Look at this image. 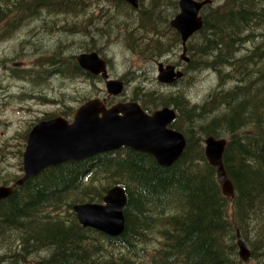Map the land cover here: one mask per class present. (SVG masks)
Wrapping results in <instances>:
<instances>
[{"label": "trees", "instance_id": "16d2710c", "mask_svg": "<svg viewBox=\"0 0 264 264\" xmlns=\"http://www.w3.org/2000/svg\"><path fill=\"white\" fill-rule=\"evenodd\" d=\"M78 1L0 0V40L44 10L76 12ZM113 1L124 14L111 15L108 26L129 41L138 23L156 33V24L168 23L179 9V0H140L139 8ZM215 2L203 8L204 25L191 37L199 42L190 46L188 68L212 70L218 87L202 103H192L183 89L164 95L139 87L134 97L149 112L162 105L176 109L172 126L187 140L180 159L165 166L124 146L47 167L0 200V264H144V256L146 264H264V0ZM119 18L132 21L124 35L115 30ZM63 27L74 32V26ZM174 34L173 41L181 40ZM148 46L137 38L129 45ZM166 49L161 44L156 54ZM59 55L48 59L58 74L96 77L80 66L77 55ZM21 74L30 71L16 72ZM208 136L227 139L223 161L234 184L232 196L223 192L205 154ZM116 185L127 196L124 231L111 236L83 226L74 206L103 203ZM238 233L250 249L247 260L240 255Z\"/></svg>", "mask_w": 264, "mask_h": 264}, {"label": "rangeland", "instance_id": "374dc122", "mask_svg": "<svg viewBox=\"0 0 264 264\" xmlns=\"http://www.w3.org/2000/svg\"><path fill=\"white\" fill-rule=\"evenodd\" d=\"M78 5L76 12L44 10L38 20L24 24L9 37L0 40V184H12L23 175V154L28 135L37 123L64 115L69 110L74 112L90 98H105L108 95L101 74H96L100 76L94 79L88 75L58 74L56 67L48 62L49 57L55 54L63 58L93 50L100 52L108 62L109 79L123 78L126 85L120 96L111 98V103L134 100L140 95L137 94L139 87L144 92L157 91L164 95L183 89L192 103H202L218 87L219 79L212 70L189 71L188 62L192 58L190 46L199 40L191 38L188 41L189 49L184 54L189 60L183 59L181 40L173 41L177 31L170 24L172 18L168 23L162 18V24H156L159 27L156 33L139 28L138 23L133 27L134 35L129 41L114 34V28L108 26L113 22L109 18L111 15L121 17L124 14L122 6L117 8L116 1L81 0ZM179 11L180 8L176 9L175 15ZM165 15L168 16V13ZM175 15H172L173 18ZM130 22L119 18L115 22L118 25L116 32L124 35ZM64 24L74 26V32H67L69 30L63 27ZM134 38L139 39L142 45L148 44L147 49L132 50L129 45ZM152 42L156 44L152 45ZM161 44L167 49L164 54H156L161 50ZM158 62L178 65L185 73L184 79L180 83H160L157 78ZM19 70H29L30 74L16 75ZM153 247L155 245L149 250ZM147 258L144 256L141 261L146 264Z\"/></svg>", "mask_w": 264, "mask_h": 264}, {"label": "water", "instance_id": "95a60500", "mask_svg": "<svg viewBox=\"0 0 264 264\" xmlns=\"http://www.w3.org/2000/svg\"><path fill=\"white\" fill-rule=\"evenodd\" d=\"M133 7H139V0H123ZM212 0H179L180 11L170 24L181 36L182 58L186 56L189 39L202 29L204 6ZM80 65L93 74H101L108 92L121 94L124 89L122 79H109L107 61L98 51L82 52L77 55ZM158 79L172 84L183 77L174 65L158 64ZM174 108L165 106L153 113L146 112L136 101L118 102L107 107L105 100L90 98L77 107L73 120L64 116L43 119L28 135L23 154V175L13 185H0V200L8 197L15 186H22L29 178L38 175L47 167L68 160H82L97 154L130 147L150 154L165 166L174 165L184 154L187 140L182 132L169 127L176 119ZM226 138L208 136L205 139V154L209 162L217 168V178L227 196L234 194V184L228 176L223 155ZM127 196L123 186L109 189L103 203L86 202L74 206L81 224L105 232L111 236L121 234L125 229L124 208ZM240 255L250 258V249L238 233Z\"/></svg>", "mask_w": 264, "mask_h": 264}, {"label": "flooded vegetation", "instance_id": "af4514ba", "mask_svg": "<svg viewBox=\"0 0 264 264\" xmlns=\"http://www.w3.org/2000/svg\"><path fill=\"white\" fill-rule=\"evenodd\" d=\"M187 47H188V42H187ZM187 52H188V50H187ZM186 52V53H187ZM160 54H164V52L162 51V52H160ZM158 63H160V62H158ZM163 63V62H162ZM164 64V63H163ZM158 65V64H157ZM165 66H167V65H174L175 66V69L178 71V70H180L181 68L178 66V65H176V64H164ZM157 68H158V66H157ZM184 75H185V73H184ZM96 77L97 76H100V75H95ZM101 78H102V76H100ZM184 77V76H183ZM183 77H181V78H183ZM157 78H158V76H157ZM181 78H179V79H181ZM103 79V78H102ZM123 79V78H122ZM179 79H177L176 81H175V83L179 80ZM124 80V79H123ZM159 81V80H158ZM160 82V81H159ZM161 83V82H160ZM162 84H164V83H162ZM113 96H115V95H113ZM113 96H109V95H107V97H105V103H106V106L109 108V107H111L112 105H114V104H116V103H118V102H126L127 100H122V101H117V102H112L111 103V100H113V99H111ZM144 107V106H143ZM145 109V108H144ZM146 110V109H145ZM146 112H148L149 113V111L148 110H146ZM152 112V111H151ZM63 116H65V115H63ZM67 119H69V121H72L73 120V113H72V117H67V116H65ZM170 127L171 128H174L173 126H171L170 125Z\"/></svg>", "mask_w": 264, "mask_h": 264}, {"label": "bare ground", "instance_id": "6f19581e", "mask_svg": "<svg viewBox=\"0 0 264 264\" xmlns=\"http://www.w3.org/2000/svg\"><path fill=\"white\" fill-rule=\"evenodd\" d=\"M209 4V3H208ZM205 7V6H204ZM99 25V24H98ZM102 25V24H101ZM100 26V25H99ZM163 28V27H162ZM174 28V27H173ZM175 29V28H174ZM98 30V29H97ZM176 30V29H175ZM144 31V30H143ZM162 31V30H161ZM165 31V30H164ZM177 31V30H176ZM178 32V31H177ZM172 33V32H171ZM179 33V32H178ZM180 34V33H179ZM106 37V36H105ZM181 37V36H180ZM25 43V42H24ZM181 43H182V39H181ZM182 46H183V44H182ZM183 48H184V46H183ZM6 62V61H5ZM160 63H162V62H160ZM159 64V63H158ZM158 66V65H157ZM158 74H159V70H158ZM39 80V79H38ZM123 80V79H122ZM159 80V79H158ZM124 81V80H123ZM161 83H163V82H161ZM165 84V83H164ZM124 85H125V81H124ZM125 87H126V85H125ZM106 90H107V88H106ZM107 93H108V95L109 96H113L114 94H111L110 95V93L108 92V90H107ZM150 94V93H149ZM121 94H118V95H115V96H120ZM98 98H100V97H98ZM102 100H105V98H101ZM106 101V100H105ZM106 104V103H105ZM143 109H144V107H143ZM145 110V109H144ZM146 111V110H145ZM170 127V126H169ZM174 129V128H173ZM177 130V129H176ZM181 132V131H180ZM183 133V132H182ZM184 134V133H183ZM185 136V135H184ZM216 137V136H215ZM216 138H218V137H216ZM227 146V145H226ZM225 149H226V147H225ZM225 152V151H224ZM93 157V156H92ZM89 158H91V157H89ZM87 159V158H86ZM24 173V172H23ZM14 184V182L12 183V184H8V185H13ZM2 185H5V184H2ZM16 187V186H15Z\"/></svg>", "mask_w": 264, "mask_h": 264}]
</instances>
